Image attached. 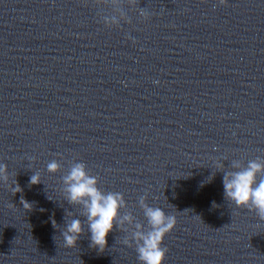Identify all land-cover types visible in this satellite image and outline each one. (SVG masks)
Listing matches in <instances>:
<instances>
[{"label": "water", "instance_id": "water-1", "mask_svg": "<svg viewBox=\"0 0 264 264\" xmlns=\"http://www.w3.org/2000/svg\"><path fill=\"white\" fill-rule=\"evenodd\" d=\"M136 5L152 14L125 3L130 23L105 29L92 0H0V162L21 188L0 182V264H138L115 225L102 252L86 224L65 246L73 162L123 194L122 213L143 221L146 192L175 216L162 264H264V222L224 199L214 167L264 156V0Z\"/></svg>", "mask_w": 264, "mask_h": 264}, {"label": "clouds", "instance_id": "clouds-1", "mask_svg": "<svg viewBox=\"0 0 264 264\" xmlns=\"http://www.w3.org/2000/svg\"><path fill=\"white\" fill-rule=\"evenodd\" d=\"M92 3L97 9L98 23L105 29H120L121 25L130 23L125 3L128 9L136 10L141 18L152 14L148 9L138 7L136 0H92ZM223 3L224 0H219V4ZM125 37L131 39L127 34ZM227 159V156H222L214 161L216 171L223 172L221 183L224 199L236 208L253 212L258 222H264V156L258 155L249 159L246 165L241 159H232L229 167L225 169L223 161ZM60 168L61 165L56 159L50 160L45 166L49 174L56 173ZM214 174L202 181L201 186L210 182ZM10 175L7 165L0 162V182L9 181ZM61 182L64 199L80 209L78 215L66 213L68 218L60 232L65 246L76 245L83 231L82 225L86 224L89 247L102 252L107 244V236L115 225L117 229L128 233L120 242L127 248L135 246L138 264H162L167 252L161 246L162 240L174 228L175 216L166 214L159 206L148 205L146 192L137 199V205L143 214V221H140L131 212L122 213L121 210L127 207L123 194L102 190L98 186L97 176L91 174L83 162L71 163L66 174L61 177ZM28 183H41L39 171H33ZM9 188L12 193L21 191L15 179L14 182L9 181ZM20 203L25 210L32 207L23 197ZM214 206L217 207L215 201L210 202V207L215 208Z\"/></svg>", "mask_w": 264, "mask_h": 264}]
</instances>
